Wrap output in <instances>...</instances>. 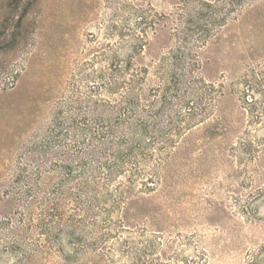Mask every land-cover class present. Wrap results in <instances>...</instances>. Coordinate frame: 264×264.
I'll return each mask as SVG.
<instances>
[{
	"label": "rangeland",
	"instance_id": "obj_1",
	"mask_svg": "<svg viewBox=\"0 0 264 264\" xmlns=\"http://www.w3.org/2000/svg\"><path fill=\"white\" fill-rule=\"evenodd\" d=\"M0 264H264V0H0Z\"/></svg>",
	"mask_w": 264,
	"mask_h": 264
}]
</instances>
